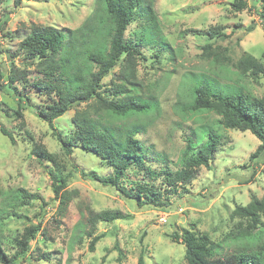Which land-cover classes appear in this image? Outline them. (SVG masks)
<instances>
[{
    "label": "rangeland",
    "instance_id": "obj_1",
    "mask_svg": "<svg viewBox=\"0 0 264 264\" xmlns=\"http://www.w3.org/2000/svg\"><path fill=\"white\" fill-rule=\"evenodd\" d=\"M234 2L152 0L159 28L145 30L151 43L141 44L158 43L168 53L158 64L150 60L152 64L137 66L140 96L147 99L152 94L157 104V110L138 123L142 130L137 139L143 146L145 162L155 172L162 168L175 171L186 140L200 141L201 130L207 127L217 128L220 143L210 167H200L194 179L188 185L177 186L175 192H167L159 178L149 177L146 172L128 171L122 186L131 189L136 181L153 184L161 189L162 201L168 204L165 209H140L88 176L93 169L102 176L110 173L100 160L78 149L69 155L61 150L49 125L36 114L40 106L51 104L55 95L31 86L45 78L36 67L37 61L21 50L23 36L32 25L75 30L96 8V2L2 0V78L6 84L11 72H22L29 87L15 82L0 94V130L11 133L15 139L12 144L0 132V209L4 207L7 211L0 213V241L11 253L16 237L25 228L39 223L46 237L45 240L37 234L29 252L31 257L22 264H137L141 252L145 264H185L184 246L170 238L172 233L180 235L183 230L207 234L216 245V254L252 246L255 238H236L249 228L251 220L232 213L238 206H247L253 198H264V150L250 159L259 141L248 131L224 130L217 124L219 117L212 113L190 116L180 109L188 101L194 84L189 79L195 76L239 87L254 97L264 95V75L254 80L248 73L239 74L234 67L244 54L260 59L264 65V0H244L246 7L241 10L234 8ZM139 21L128 26L126 38L142 31L146 19L142 16ZM138 35L132 41L141 45ZM209 45L210 49L204 50ZM147 49L140 47L150 56L152 53ZM117 73L115 68L102 83L111 85ZM19 97L31 100L20 102ZM18 105L20 115L16 113ZM86 105L80 104L54 120L52 127L56 133L69 131L68 120ZM36 145L54 155V162L33 155L32 148ZM60 175L66 177L65 191L72 198L61 215L59 197L52 191V176ZM21 189L36 194L38 199L20 206L25 200L17 199L16 191ZM103 210H117L130 216L109 224L99 222L89 235L88 214ZM258 215L264 223L263 214ZM260 230L256 234L264 237V228ZM95 236L102 238L90 252L88 246ZM42 255L47 258L41 260Z\"/></svg>",
    "mask_w": 264,
    "mask_h": 264
},
{
    "label": "trees",
    "instance_id": "obj_2",
    "mask_svg": "<svg viewBox=\"0 0 264 264\" xmlns=\"http://www.w3.org/2000/svg\"><path fill=\"white\" fill-rule=\"evenodd\" d=\"M94 1L96 8L75 30L32 25L23 36L22 53L37 61L36 67L45 78L43 82L37 81L31 86L38 90L43 88L46 93L53 94L56 98L51 104L40 106L36 112L37 117L49 125L53 137L65 154L69 155L74 149H78L89 157L100 160L105 168L110 169V173L105 176L97 174L96 169L90 171L88 176L95 182L114 190L121 198L133 202L140 209L168 208V204L162 201L161 189L153 184L136 181L131 189L122 186L125 174L134 170L146 172L149 177L159 178L161 184H165L167 192H175L177 186L188 185L200 167H210L220 143L217 128L202 129L200 141L186 140V146L179 158V168L175 171L168 168L152 171L145 162L144 149L137 136L142 130L138 123L155 112L157 104L152 94L147 99L140 96L137 66L152 64L150 60H155L158 64L160 58H166L168 53L164 50V45L141 44L142 41L151 43L150 37L144 34L145 30L147 32L150 27L159 28L153 13L152 0ZM1 3L2 0L0 5ZM233 6L241 10L246 7V3L244 0H235ZM142 16L146 19L142 31L129 34L131 36L126 38L128 26L135 21L140 22ZM137 35L141 45L132 41ZM141 46H147L152 54H144L140 50ZM209 49L210 45L204 47V50ZM234 67L239 74L248 73L254 80L264 75L263 63L249 54H244ZM115 68L118 70L117 75L113 76L115 81L106 86L102 82ZM189 80L194 84L187 95L188 101L180 105L183 113L190 116L212 113L219 117L217 124L222 129L248 131L259 141L250 159L264 150V95L254 97L239 87L224 86L215 80H204L197 76ZM15 82L29 87L24 73L11 72L5 84L0 71V94ZM23 99L26 102L31 100L29 97H19L20 102ZM83 103L87 104L86 108L75 111L68 120L70 130L56 133L52 122ZM19 111L18 105L16 113L19 114ZM0 132L15 144L11 133L4 129ZM32 154L41 160L54 162V155L41 145L34 146ZM52 183L53 194L59 197L58 214L61 215L72 199L71 193L65 191L66 177L52 176ZM16 198L25 200L20 206L28 200L38 199L36 194L22 189L16 191ZM6 212L4 207L0 209V213ZM259 213L264 216V198H253L247 206H238L233 211V215L251 220L249 228L241 234L238 233L236 238H255L252 246L249 244L239 247L240 251L236 249L228 254H216V245L205 233L183 230L180 235L177 232L172 233L170 238L172 242L184 246L185 264H264V237L256 234L262 230L260 228H264ZM129 216L117 210L90 212L86 218L88 234L93 233L99 222L109 224L116 220H125ZM40 227L39 223L25 228L14 240L11 253L0 241V264H22L29 260V252L37 234L46 240ZM101 238L102 236H95L91 239L88 246L90 252ZM46 258L42 255L40 259ZM137 264H145L142 252Z\"/></svg>",
    "mask_w": 264,
    "mask_h": 264
}]
</instances>
